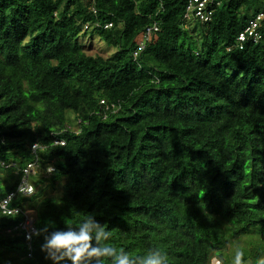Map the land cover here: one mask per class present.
<instances>
[{"label":"trees","instance_id":"1","mask_svg":"<svg viewBox=\"0 0 264 264\" xmlns=\"http://www.w3.org/2000/svg\"><path fill=\"white\" fill-rule=\"evenodd\" d=\"M92 4L0 0V161L15 163L0 165V200L35 159L55 167L9 206L35 211L31 257L24 235L6 232L22 214H0V264H55L41 250L45 235L88 214L112 232L105 243L132 256L159 248L167 264H225L228 245L254 234L253 247L236 252L258 264L264 22L259 43L240 50L237 37L262 0L224 2L210 22L188 27L187 0H95V14ZM154 23L159 33L135 58V37ZM88 33L114 53L87 54L79 38Z\"/></svg>","mask_w":264,"mask_h":264},{"label":"clouds","instance_id":"2","mask_svg":"<svg viewBox=\"0 0 264 264\" xmlns=\"http://www.w3.org/2000/svg\"><path fill=\"white\" fill-rule=\"evenodd\" d=\"M53 171V168H48L49 173ZM18 191L23 196L31 197L35 188L23 180ZM92 217V214H88L80 222L65 218L66 231L57 230L45 235L41 250L48 253L46 258H50L55 264H61L65 260L71 261V264H90L92 260L97 264H105L106 259H110L111 264H167V254L159 248L149 249L142 256H132L122 248L105 243L111 239L112 232L105 225L95 223ZM43 231L47 233L48 229ZM243 255L242 251H237L234 264H243ZM258 264H264V257L259 259Z\"/></svg>","mask_w":264,"mask_h":264},{"label":"built area","instance_id":"3","mask_svg":"<svg viewBox=\"0 0 264 264\" xmlns=\"http://www.w3.org/2000/svg\"><path fill=\"white\" fill-rule=\"evenodd\" d=\"M92 1L91 10L95 14L96 7L94 5L95 0ZM231 0H187L185 13L183 16V22L186 27H188V23L191 21H199L202 23H207L212 20L213 14L215 11L224 3ZM262 10L255 15L250 21L248 26L243 30L241 33H239L237 37V43L239 46V49L242 50L246 43H254L257 44L262 39V34L259 31V28L262 26V23L264 22V0H262ZM95 26H100V23L97 22ZM112 26L111 23L106 24L105 28H110ZM90 24L85 25V29H89ZM160 26L157 23H154L150 26H148L145 30H143L139 35H137L134 39V43L136 46L135 51L133 52V56L136 58L138 57L146 48L147 46L152 42L153 38L159 33ZM229 50V49H228ZM53 145H65V141L63 139H54ZM42 146H39L37 143L33 144L31 146L32 153L34 155H37V150L40 149ZM44 148V147H42ZM0 165L4 168H10L14 167L15 163H6L4 161H0ZM51 167L54 169L52 173L48 172V168ZM19 172L22 173L21 179L19 184L17 185V189L14 191H11L4 199L0 200V214L1 215H15V214H22L23 218L22 221L12 227L11 229H7V234L12 233H20L24 235V239L27 241L29 254L28 256L31 257L32 253V247L30 245V242L32 238L38 233V230L35 225V211L32 209H25L22 207H9L10 203L17 197V196H23L19 193L18 188L21 185L23 180H26L28 183L34 184L31 182L32 177H49L55 172L54 166H48L45 169L39 168V160L35 159L33 162H30L26 167L22 168ZM35 188V186H34ZM36 191V189H35ZM33 192V194L35 193ZM32 194V195H33ZM11 197V198H10ZM27 197V196H24Z\"/></svg>","mask_w":264,"mask_h":264},{"label":"rangeland","instance_id":"4","mask_svg":"<svg viewBox=\"0 0 264 264\" xmlns=\"http://www.w3.org/2000/svg\"><path fill=\"white\" fill-rule=\"evenodd\" d=\"M90 33L86 37L81 36L79 38L80 43L84 45V51L89 55H102L103 57H108L114 53L115 48L108 47L98 36L90 37ZM0 180L7 181V176L0 173ZM60 187V185L58 186ZM60 190L47 189L45 193L49 196H59ZM252 241H256V236L254 234L247 235L246 237H241L235 239L233 244H229L227 250L224 252L225 264H234L236 248L237 247H248L252 248ZM213 264H221L217 259L213 260ZM243 264H250V259L243 262Z\"/></svg>","mask_w":264,"mask_h":264}]
</instances>
